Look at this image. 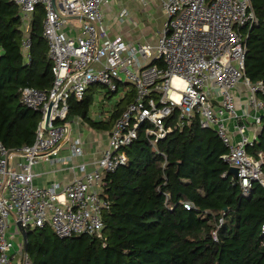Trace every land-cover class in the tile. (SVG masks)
Segmentation results:
<instances>
[{
	"label": "built area",
	"instance_id": "1",
	"mask_svg": "<svg viewBox=\"0 0 264 264\" xmlns=\"http://www.w3.org/2000/svg\"><path fill=\"white\" fill-rule=\"evenodd\" d=\"M11 1L20 8L26 64L31 61L33 14L38 5L44 7L43 36L55 79L50 88H21V102L41 114L33 144L9 149L0 140V264H34L23 240L18 246L13 242L11 217L26 230L48 224L59 238L87 234L106 246L103 213L110 202L102 195L103 180L128 162L126 148L146 123V137L159 152L160 140L197 118L228 149L223 159L237 169L234 179L243 195L250 196L256 182L264 187L263 153H248L258 132L249 133L246 123L259 127L264 118L259 96L264 82L253 83L246 74V41L259 24L252 0H159L166 21L155 45L110 36L105 19L111 0ZM128 14L121 8L117 20L124 23ZM66 17L82 23L68 25ZM96 86L117 100L135 91L109 132L108 146L92 169L84 161L76 165L82 173L64 186L36 185L33 167L59 158L63 145L70 144L69 159L84 153L82 139L73 137L70 100L83 99ZM175 111L179 121L171 122ZM184 206L191 209L193 204ZM212 234L217 239V229Z\"/></svg>",
	"mask_w": 264,
	"mask_h": 264
},
{
	"label": "trees",
	"instance_id": "2",
	"mask_svg": "<svg viewBox=\"0 0 264 264\" xmlns=\"http://www.w3.org/2000/svg\"><path fill=\"white\" fill-rule=\"evenodd\" d=\"M252 3L259 24L249 30L245 64L246 74L258 83L264 82V0ZM44 20L45 9L38 5L26 64L20 8L0 0V140L9 149L33 144L41 120L39 112L21 102V88L46 89L54 83ZM134 97L130 92L108 122L90 118L91 93L71 98L69 118L79 116L93 128L110 131ZM169 119L178 122L179 112ZM147 127L143 124L126 148L128 162L105 174L102 195L110 202L103 213L106 246L87 234L59 238L47 224L28 230V257L34 264H264V187L256 182L250 196L243 195L223 159L228 149L197 118L160 140L159 152L146 137ZM259 152L264 156V118L258 140L248 147L253 157ZM187 201L191 209L184 206Z\"/></svg>",
	"mask_w": 264,
	"mask_h": 264
},
{
	"label": "crops",
	"instance_id": "3",
	"mask_svg": "<svg viewBox=\"0 0 264 264\" xmlns=\"http://www.w3.org/2000/svg\"><path fill=\"white\" fill-rule=\"evenodd\" d=\"M113 1L118 2L120 7L116 11V15L115 17H113V19H111L110 17L113 6L110 10L108 9L106 16L107 22L105 23L109 28L108 30L110 36L116 37L120 35L125 40L133 44L150 43L155 45L158 41V34L163 29L166 21V15L161 9L160 1ZM121 8H127L129 13L124 23H120L117 20V15ZM152 21H156L155 26L151 24ZM116 23L118 24L117 26ZM65 29L69 33H76V31L69 30V26H66ZM89 93H91L93 96V103L90 107L89 116L92 120L98 122H108L111 119L113 113L118 109L119 103L123 100H117V98L114 96L115 102H113L111 106H106L105 103L109 102V100L111 99L110 97L113 96L111 94L108 95L107 91L103 87H92L88 90L87 94ZM71 119L73 137H79L82 139L84 153L82 155L69 159L68 156L71 152L70 144L63 145L59 151V158L52 161L41 160L33 167L34 183L36 185L50 186L53 183H60L61 186H64L73 177L78 176L82 173L76 165L84 161L89 163L87 164V170L92 169L94 167V162L102 155L103 151L108 146L110 131L105 129L93 128L79 116H74ZM246 123L249 133L253 134L258 132L259 134V132L261 131V126L256 127L251 120L246 121ZM231 125L233 126V124ZM20 236L22 238L21 233ZM21 240H23V238Z\"/></svg>",
	"mask_w": 264,
	"mask_h": 264
},
{
	"label": "rangeland",
	"instance_id": "4",
	"mask_svg": "<svg viewBox=\"0 0 264 264\" xmlns=\"http://www.w3.org/2000/svg\"><path fill=\"white\" fill-rule=\"evenodd\" d=\"M111 2H112L111 5L113 6V8H112V12L110 13V17H111V19H113V17H115V15H116V11L119 9L120 5H119L118 2H114L113 0H111ZM113 14H114V16H113ZM105 22H107V19H105ZM146 22H148V21H146ZM81 23H82V21L80 19H71L70 21H68L67 24L68 25L69 24H74L76 26H80ZM151 24H153V26H155L156 25V21H152ZM117 25L118 24L116 23V26ZM146 30H149V29H146ZM114 95H116V94H114ZM110 98L111 99L109 100V102L105 103L106 106H111L112 103L115 102V97L114 96L110 97ZM9 223H10V232H11V234H13V238H14L13 242H14L15 246H18V243L20 242V240L22 238L20 236V232L18 230L17 223L15 222V220L12 217L9 219Z\"/></svg>",
	"mask_w": 264,
	"mask_h": 264
},
{
	"label": "water",
	"instance_id": "5",
	"mask_svg": "<svg viewBox=\"0 0 264 264\" xmlns=\"http://www.w3.org/2000/svg\"><path fill=\"white\" fill-rule=\"evenodd\" d=\"M67 19H71V17H66ZM231 172H233V174L237 173V169L231 167ZM19 226V231L22 235L23 238V242H24V250L25 252H27V247H28V230H26L20 223L18 224Z\"/></svg>",
	"mask_w": 264,
	"mask_h": 264
}]
</instances>
